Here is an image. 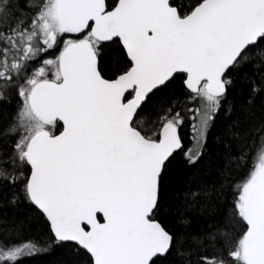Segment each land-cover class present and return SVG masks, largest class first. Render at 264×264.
<instances>
[{
    "label": "snow or ice",
    "instance_id": "6c2138e0",
    "mask_svg": "<svg viewBox=\"0 0 264 264\" xmlns=\"http://www.w3.org/2000/svg\"><path fill=\"white\" fill-rule=\"evenodd\" d=\"M39 254L264 264V0H0V264Z\"/></svg>",
    "mask_w": 264,
    "mask_h": 264
},
{
    "label": "trees",
    "instance_id": "16d2710c",
    "mask_svg": "<svg viewBox=\"0 0 264 264\" xmlns=\"http://www.w3.org/2000/svg\"><path fill=\"white\" fill-rule=\"evenodd\" d=\"M55 261V255L39 254L33 257L25 258L23 264H55Z\"/></svg>",
    "mask_w": 264,
    "mask_h": 264
}]
</instances>
